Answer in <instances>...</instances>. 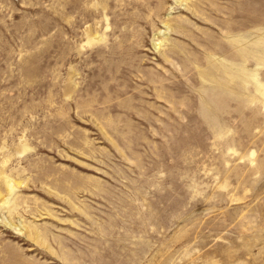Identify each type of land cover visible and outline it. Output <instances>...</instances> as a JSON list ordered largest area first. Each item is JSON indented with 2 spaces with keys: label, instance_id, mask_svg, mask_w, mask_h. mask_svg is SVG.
<instances>
[{
  "label": "rangeland",
  "instance_id": "374dc122",
  "mask_svg": "<svg viewBox=\"0 0 264 264\" xmlns=\"http://www.w3.org/2000/svg\"><path fill=\"white\" fill-rule=\"evenodd\" d=\"M0 264H264V0H0Z\"/></svg>",
  "mask_w": 264,
  "mask_h": 264
},
{
  "label": "bare ground",
  "instance_id": "6f19581e",
  "mask_svg": "<svg viewBox=\"0 0 264 264\" xmlns=\"http://www.w3.org/2000/svg\"><path fill=\"white\" fill-rule=\"evenodd\" d=\"M6 184H7V187H8V189H9V191L10 192H12L13 190H14V188H15V184L13 183V182H11V181H9V180H6ZM11 195V194H10ZM7 223H9V222H7ZM10 224V223H9ZM12 226V225H11ZM12 228H13V226H12ZM17 228H19V227H17ZM16 229V228H15Z\"/></svg>",
  "mask_w": 264,
  "mask_h": 264
}]
</instances>
